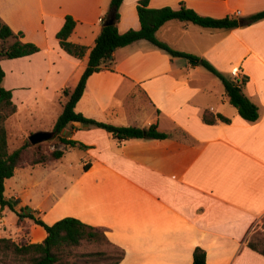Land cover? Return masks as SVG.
Returning <instances> with one entry per match:
<instances>
[{"label": "crops", "instance_id": "0c3cea01", "mask_svg": "<svg viewBox=\"0 0 264 264\" xmlns=\"http://www.w3.org/2000/svg\"><path fill=\"white\" fill-rule=\"evenodd\" d=\"M139 1H123L120 34L140 29ZM110 3L0 0V18L15 33L22 32L24 42L40 48L31 56L1 61L3 85L17 106L6 127L22 108L41 107L44 99L55 103L63 90L77 86L89 52L83 59L70 56L56 35L71 16L76 27L69 41L90 51ZM181 5L203 17H235L243 24L264 10V0L149 2L151 9L178 10ZM156 37L175 51L208 61L229 78L237 69L241 79L248 78L244 93L259 108V119L244 120L229 103L221 80L204 67L139 40L117 49L113 65L89 77L77 109L120 127L157 124L169 137L117 140L105 130L71 124L62 135L87 146L68 150L84 152L79 175L65 163V150L52 165L17 169L5 182V198L16 211L37 212L49 225L74 217L96 227L123 251L119 264H192L197 247L206 251V264H264V256L247 246L254 224L264 216V20L235 29L172 20ZM205 112L230 122L209 125ZM68 175L73 178L60 191L52 188L31 197L40 189L38 177L57 183ZM25 220L30 223L26 240L42 243L45 229ZM20 231L16 224V232L2 238Z\"/></svg>", "mask_w": 264, "mask_h": 264}, {"label": "trees", "instance_id": "16d2710c", "mask_svg": "<svg viewBox=\"0 0 264 264\" xmlns=\"http://www.w3.org/2000/svg\"><path fill=\"white\" fill-rule=\"evenodd\" d=\"M124 0H111L109 11L102 20V29L98 35L94 47L89 51L88 47L74 44L69 41L76 27V21L71 16H66L63 27L57 33L56 38L60 47L70 56L83 59L89 52L87 67L74 89L66 88L62 92L64 102L63 110L56 120L52 130L53 138L59 139L66 147L87 149L82 143L65 138L62 133L71 124H80L86 128H99L110 133L117 140L129 139H155L163 140L168 134L158 130L157 124L148 128L120 127L95 120L77 111V105L85 92L86 84L90 76L109 69L114 63V53L117 49L131 45L139 40H146L167 52L171 57L187 59L195 65L207 69L223 83L229 103L238 110L239 115L246 121L255 122L259 119V108L245 95L244 87L248 81L243 77L240 82L219 72L208 61L191 54L175 51L168 45L157 40V31L167 22L178 20L191 22L203 28L210 29H235L248 26L264 20V10L251 15L244 24L235 17L222 19L207 18L198 15L195 11L181 5L180 9L174 10L170 7L161 9L149 8L150 0H140L137 5V13L140 21L139 30H129L120 34L117 24L120 19L119 9ZM110 13L114 15V23L105 25ZM22 32L15 33L11 27L0 18V205L1 210L5 207L12 209L18 216V222L24 223L25 219L33 221L36 225L43 227L47 233L42 243H30L28 240L18 242L12 238H0V264H76L75 258L85 259L94 257L95 253H77L87 244L109 240L105 234L96 227L82 222L74 217H65L52 225L47 224L37 212L22 208L15 210L14 204L5 198V182L14 176L15 171L27 166L44 165L61 159L64 151L56 148L50 154H43L37 147L31 148L25 143L16 150L10 152L8 144L7 120L17 112L12 92L7 90L3 83L5 72L1 66L4 59H17L31 56L40 51V48L29 42L23 41ZM14 40L11 44L8 41ZM203 120L209 125L218 122L229 123L230 119L210 112L203 114ZM112 245V244H111ZM113 246V245H112ZM247 246L264 256V239L251 236L247 240ZM115 247V246H114ZM117 248V247H116ZM119 249V248H118ZM120 250V249H119ZM121 251V250H120ZM123 251L113 259V264H119L123 258ZM72 258V260H71ZM207 254L204 249L197 247L193 253L192 264H206Z\"/></svg>", "mask_w": 264, "mask_h": 264}, {"label": "rangeland", "instance_id": "374dc122", "mask_svg": "<svg viewBox=\"0 0 264 264\" xmlns=\"http://www.w3.org/2000/svg\"><path fill=\"white\" fill-rule=\"evenodd\" d=\"M14 40L8 41L7 44H11ZM2 42H0L1 46ZM41 103V107H36L34 105H29L27 108H22L19 113L14 117V119L7 124L8 129V144H9V151L12 152L16 150L17 148L21 147L25 143H28L31 148L38 147L43 154H50L53 152L56 148L64 151H67L66 153V164H69L74 168V171L72 170L71 173H74V175H79L80 170L82 169V163L80 162V158L84 156V152L79 149H73L71 151L70 147H66L63 144L60 143L59 139L54 137L51 140L37 144L32 145L29 141V136L33 133L40 132L41 130H47L48 132H52L54 125L56 123V120L58 116L62 112V104L64 102V99L62 98V93L58 97L55 103H51V101L44 99L39 100ZM81 107L77 109L78 112H81ZM7 123V122H6ZM15 135L23 136V140L15 139ZM177 135H179L181 138H186L185 135L182 132L177 131ZM23 142V143H22ZM22 144V145H21ZM52 163V162H50ZM47 163V164H50ZM44 164V165H47ZM52 165V164H50ZM49 175V174H48ZM72 176H66L65 178L58 180L57 183L53 182L52 179H46L43 180V177H38L37 181H41L40 189L34 190L31 194V197L34 199H37V196L41 194H45L46 192H49L52 188H54L57 191H60L65 185L69 183V180H71ZM43 184V185H42ZM42 197V195H41ZM5 209V210H4ZM3 210H1L0 205V211L3 214V218L0 219V238L2 237H9L11 234H14L16 232V224L17 227L21 229V231L16 236H12L11 238L13 240H16L18 242L26 241V238L29 233V224L26 220H24V223L19 224L18 216L17 214L10 209L9 207H5ZM99 230V229H98ZM100 231V230H99ZM102 232V231H101ZM251 236H258L264 239V216L258 220L252 230H251ZM250 236V237H251ZM29 241V240H28ZM264 248V246H262ZM81 254H87V253H95L96 255L91 258H85V259H79L78 257L75 258L76 264H113L114 260L119 254L120 250L111 244H109L105 239L100 242H94L87 244V246L78 249L76 251ZM72 260V258H71Z\"/></svg>", "mask_w": 264, "mask_h": 264}, {"label": "water", "instance_id": "95a60500", "mask_svg": "<svg viewBox=\"0 0 264 264\" xmlns=\"http://www.w3.org/2000/svg\"><path fill=\"white\" fill-rule=\"evenodd\" d=\"M113 23H114V15L113 13H110L105 22V25H111ZM241 24H243V22H241ZM52 138H53L52 132L40 131V132L31 134L29 136V141L32 145H37V144L47 142L51 140Z\"/></svg>", "mask_w": 264, "mask_h": 264}, {"label": "built area", "instance_id": "2783aa9c", "mask_svg": "<svg viewBox=\"0 0 264 264\" xmlns=\"http://www.w3.org/2000/svg\"><path fill=\"white\" fill-rule=\"evenodd\" d=\"M231 75L236 82H240L241 78H240L239 71L237 69L232 70Z\"/></svg>", "mask_w": 264, "mask_h": 264}]
</instances>
